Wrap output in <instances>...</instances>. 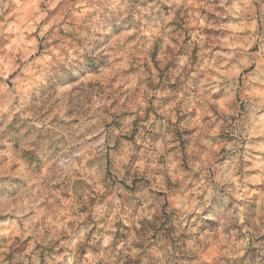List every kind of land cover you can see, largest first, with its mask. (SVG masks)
Listing matches in <instances>:
<instances>
[{"label":"clouds","instance_id":"clouds-1","mask_svg":"<svg viewBox=\"0 0 264 264\" xmlns=\"http://www.w3.org/2000/svg\"><path fill=\"white\" fill-rule=\"evenodd\" d=\"M0 264H264V0H0Z\"/></svg>","mask_w":264,"mask_h":264}]
</instances>
